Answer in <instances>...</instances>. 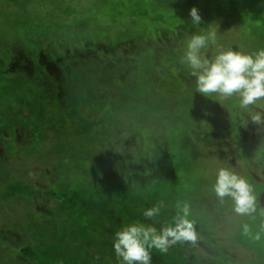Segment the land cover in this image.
I'll use <instances>...</instances> for the list:
<instances>
[{"label":"rangeland","instance_id":"1","mask_svg":"<svg viewBox=\"0 0 264 264\" xmlns=\"http://www.w3.org/2000/svg\"><path fill=\"white\" fill-rule=\"evenodd\" d=\"M210 27L208 57L264 48V0H0V264H120L115 232L150 224L133 217L134 200L164 201L158 230L188 204L202 246L153 249L152 264H264V203L249 176L264 178V126L238 96L196 91L182 63L191 35ZM19 121L35 134L19 136ZM222 167L253 186L252 216L215 196Z\"/></svg>","mask_w":264,"mask_h":264},{"label":"clouds","instance_id":"2","mask_svg":"<svg viewBox=\"0 0 264 264\" xmlns=\"http://www.w3.org/2000/svg\"><path fill=\"white\" fill-rule=\"evenodd\" d=\"M189 15L193 26L201 25L202 16L197 7H191ZM210 45H217L215 27L192 34L182 58V63L189 66L190 74L195 77L196 91L206 97L213 94L224 99L238 96L240 107L249 113L251 122L264 126V105L259 103L264 101V48L245 53L218 47L216 54L208 57L202 50ZM214 191L221 201L230 197L234 202L233 211L239 216H252L257 211L253 186L245 177L228 168L218 169ZM164 207V201H160L143 211V216L153 223L132 221L115 232L113 248L120 264H152V249L166 252L177 242L195 244L197 232L194 221L189 219V205L178 204L173 222L158 230L155 218ZM261 215H264V209H261ZM261 229L264 230V224ZM242 231L249 235L250 226L245 223ZM255 238H260L259 233Z\"/></svg>","mask_w":264,"mask_h":264},{"label":"flooded vegetation","instance_id":"3","mask_svg":"<svg viewBox=\"0 0 264 264\" xmlns=\"http://www.w3.org/2000/svg\"><path fill=\"white\" fill-rule=\"evenodd\" d=\"M179 3H181V2H179ZM185 24H186V20H184V21H182L181 23H179L178 24V26H177V33L176 34H174V36L175 35H181V32H182V30H183V28L185 27ZM164 32H166V33H168V31L167 30H163ZM168 35H169V33H168ZM170 36V35H169ZM170 38H172L173 39V37H171L170 36ZM173 41H174V39H173ZM102 46H97V49H99V50H102ZM99 50L97 51V52H99ZM105 51H107V48H105L104 49ZM56 59H58V62L59 61H61V59L60 58H56ZM19 62V60H17V62H14V64H13V66H12V68L13 69H17V68H25V69H27V70H29V66L28 65H24V66H22L20 63H18ZM30 61H28L27 63H29ZM41 65L48 71V72H50V73H53V72H55V73H57V75H61L62 73H61V70L59 69V67L56 65V63H54V62H51V61H49L48 60V57L42 52V59H41ZM33 68L34 69H37L35 66H33ZM101 69V68H100ZM105 74H102V76H104ZM50 85H51V87H52V93H55V89L53 88V85L51 84V83H49ZM26 121V120H25ZM33 128L35 129L36 128V125H29L27 122H23V121H19V125L16 127V131L18 132V134H19V131L20 130H23L24 132H26V133H32L33 135L35 134V130H33ZM5 136H12V135H10V134H8V133H6L5 134ZM19 136H21L20 134H19ZM4 137L3 136H1L0 137V146H2L1 148H0V154H2V152L4 151V147H6L7 145H6V143H5V141H4ZM249 176H252L253 178L252 179H254L255 181L254 182H256V185H254V187L257 189L256 190V192H257V195L259 196V197H261V200H262V203H264V190H262V189H264V183L262 182V180H264V178L263 177H259V176H257L256 177V175L255 176H253V175H249ZM216 196V195H215ZM134 203H136L137 205H132V207H131V209H132V211H131V213L133 214V217H134V215L135 214H138V215H140V214H143V211L146 209V208H148V207H151L152 205L150 204L151 202L152 203H154V204H156L155 203V201L153 200V201H151V200H144L143 201V203L144 204H139V203H137V200H134L133 201ZM144 205H147L146 207H143ZM252 220V219H251ZM251 220H249V223H251ZM149 223L151 224V223H153V221H149ZM156 224H158V223H156ZM250 226V225H249ZM251 227V226H250ZM198 228V227H197ZM199 232H200V234H201V229H199ZM201 239V238H200ZM260 244H264V241H261V242H259ZM201 243H195V245H196V247H198V246H201L200 245ZM202 247V246H201ZM152 251H154L153 249H152ZM187 251H188V249H186V256H188L189 255V253H187Z\"/></svg>","mask_w":264,"mask_h":264}]
</instances>
